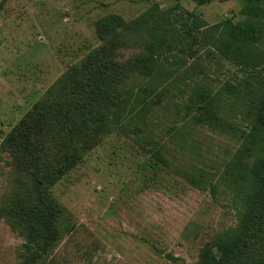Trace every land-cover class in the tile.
I'll list each match as a JSON object with an SVG mask.
<instances>
[{"label": "rangeland", "instance_id": "1", "mask_svg": "<svg viewBox=\"0 0 264 264\" xmlns=\"http://www.w3.org/2000/svg\"><path fill=\"white\" fill-rule=\"evenodd\" d=\"M155 1L163 10L174 4L0 0V264H198L201 250L237 225L239 149L255 111L247 91L260 77L211 54L166 63L174 71L164 79L111 74L108 89L156 93L120 121L108 103L77 90L88 52ZM180 3L209 24L243 18L242 0ZM140 43L118 47L113 59L124 66ZM24 118L39 125V187L59 210L58 237L45 252L36 182L25 157L2 146Z\"/></svg>", "mask_w": 264, "mask_h": 264}, {"label": "trees", "instance_id": "2", "mask_svg": "<svg viewBox=\"0 0 264 264\" xmlns=\"http://www.w3.org/2000/svg\"><path fill=\"white\" fill-rule=\"evenodd\" d=\"M180 1L174 0L166 10L155 1L131 22L107 34L82 60L84 81L77 90L108 103L120 121L137 116L154 89L143 87L134 94L123 93L112 86L108 89L102 83L111 74L125 71L164 79L173 73V67L181 58L211 54L260 77L258 90L252 92L250 87L247 91L254 99L255 111L249 129L242 133L239 149L243 158L240 169L245 183L244 210L234 229L225 231L212 245L201 250L198 264H264V0H242V19L233 22L228 18L213 24L194 10L183 7ZM191 1L203 5L213 0ZM135 38L141 41L142 52L124 66L119 65L113 59L114 52ZM168 62L174 66L167 68ZM238 91L236 86L232 92ZM193 107L198 117V107L195 104ZM27 119H22L8 132L2 146L16 149L25 157L24 169L36 182L37 206L33 214L40 225V250L45 252L58 237L55 222L59 210L55 201L39 187L43 169L38 156L39 125L30 124ZM205 120L200 116L197 122ZM4 214L0 211V216ZM33 258L38 259V255Z\"/></svg>", "mask_w": 264, "mask_h": 264}]
</instances>
